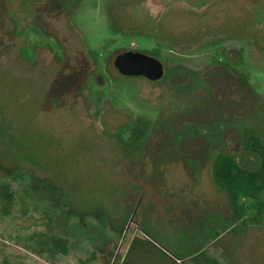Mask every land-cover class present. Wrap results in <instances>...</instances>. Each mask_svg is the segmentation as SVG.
<instances>
[{
  "label": "rangeland",
  "instance_id": "1",
  "mask_svg": "<svg viewBox=\"0 0 264 264\" xmlns=\"http://www.w3.org/2000/svg\"><path fill=\"white\" fill-rule=\"evenodd\" d=\"M154 47L161 80L115 67ZM245 126L264 137V0H0V264H264V221L212 177L221 151L259 166Z\"/></svg>",
  "mask_w": 264,
  "mask_h": 264
},
{
  "label": "trees",
  "instance_id": "2",
  "mask_svg": "<svg viewBox=\"0 0 264 264\" xmlns=\"http://www.w3.org/2000/svg\"><path fill=\"white\" fill-rule=\"evenodd\" d=\"M158 54L159 49L143 50L142 52ZM151 55V54H150ZM150 120L137 118L128 128L129 134L140 140L149 130ZM244 152H252L260 158L256 168L244 166L241 160L233 153L221 151L214 158L212 177L215 183L228 195L234 217L246 225L262 224L264 221V137L251 126L243 127ZM14 194L8 183L1 186L0 210L10 214ZM38 249L51 257L68 254L69 241L65 237L48 232H34L28 235ZM33 243L30 246H34ZM179 264V263H178ZM210 264H222L213 258Z\"/></svg>",
  "mask_w": 264,
  "mask_h": 264
},
{
  "label": "water",
  "instance_id": "3",
  "mask_svg": "<svg viewBox=\"0 0 264 264\" xmlns=\"http://www.w3.org/2000/svg\"><path fill=\"white\" fill-rule=\"evenodd\" d=\"M114 64L121 74L129 77L142 76L151 81H158L165 75V65L160 58L138 50L118 53Z\"/></svg>",
  "mask_w": 264,
  "mask_h": 264
},
{
  "label": "crops",
  "instance_id": "4",
  "mask_svg": "<svg viewBox=\"0 0 264 264\" xmlns=\"http://www.w3.org/2000/svg\"><path fill=\"white\" fill-rule=\"evenodd\" d=\"M228 196V195H227ZM228 200H229V204H230V199L229 197H227ZM231 207V205H230ZM232 211V209H231ZM233 214V213H232ZM234 216V215H233ZM227 245L225 244V246H223L224 248L226 247ZM202 257V258H201ZM212 256H206V255H202V254H195V255H192L190 257V259H187V260H190L191 264H210L211 260H212ZM219 260V259H218ZM220 261V260H219ZM221 262V261H220Z\"/></svg>",
  "mask_w": 264,
  "mask_h": 264
}]
</instances>
